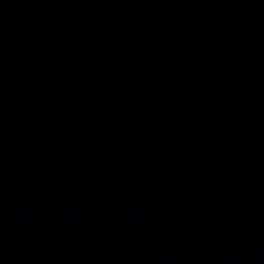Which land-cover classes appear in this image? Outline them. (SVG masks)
Wrapping results in <instances>:
<instances>
[{
	"label": "water",
	"instance_id": "water-1",
	"mask_svg": "<svg viewBox=\"0 0 264 264\" xmlns=\"http://www.w3.org/2000/svg\"><path fill=\"white\" fill-rule=\"evenodd\" d=\"M0 264H264V0H0Z\"/></svg>",
	"mask_w": 264,
	"mask_h": 264
}]
</instances>
